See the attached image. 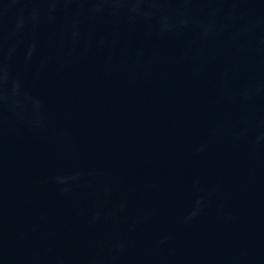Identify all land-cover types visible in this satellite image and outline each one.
Wrapping results in <instances>:
<instances>
[{
  "label": "water",
  "instance_id": "95a60500",
  "mask_svg": "<svg viewBox=\"0 0 264 264\" xmlns=\"http://www.w3.org/2000/svg\"><path fill=\"white\" fill-rule=\"evenodd\" d=\"M0 264H264V0H0Z\"/></svg>",
  "mask_w": 264,
  "mask_h": 264
}]
</instances>
